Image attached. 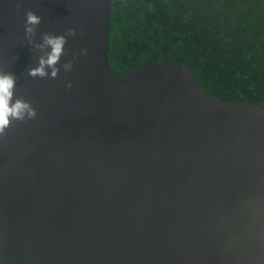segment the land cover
<instances>
[{
    "label": "water",
    "instance_id": "95a60500",
    "mask_svg": "<svg viewBox=\"0 0 264 264\" xmlns=\"http://www.w3.org/2000/svg\"><path fill=\"white\" fill-rule=\"evenodd\" d=\"M21 2L0 0V69L37 116L0 139V264H264V106L206 93L179 62L120 77L117 0ZM28 10L37 43L77 30L55 79L27 74Z\"/></svg>",
    "mask_w": 264,
    "mask_h": 264
},
{
    "label": "trees",
    "instance_id": "16d2710c",
    "mask_svg": "<svg viewBox=\"0 0 264 264\" xmlns=\"http://www.w3.org/2000/svg\"><path fill=\"white\" fill-rule=\"evenodd\" d=\"M144 12L152 14L147 29ZM110 21L109 67L119 65L120 74L154 53L158 61L184 56L207 92L219 99L221 93L237 94L230 101L264 106V0H117ZM132 33L149 44L135 59L128 44ZM204 53L209 66L200 69ZM212 82L221 93L213 92Z\"/></svg>",
    "mask_w": 264,
    "mask_h": 264
},
{
    "label": "clouds",
    "instance_id": "9594fccd",
    "mask_svg": "<svg viewBox=\"0 0 264 264\" xmlns=\"http://www.w3.org/2000/svg\"><path fill=\"white\" fill-rule=\"evenodd\" d=\"M17 10L23 7L21 0H17ZM24 21V38L31 46V49L42 53L38 57V66L28 69V76L32 78H52L55 79L60 73L61 57L66 55L65 45L68 37H75L77 30L69 28L62 35H54L48 32L41 34V43H37L35 38L37 36L38 26L42 22V17L38 16L34 11L28 10L25 12ZM81 34L83 29H80ZM50 49V51L48 50ZM87 49H81L80 55H86ZM79 59L75 54L72 59L63 63L62 68L65 72L73 69L74 63ZM49 69L50 76H49ZM17 77L15 73L4 71L0 69V139H4L9 135V129L13 122H28L34 120L37 116L36 108L31 102L26 101L23 96L14 98V91ZM66 88L71 90L72 83L68 82ZM14 100V102H13Z\"/></svg>",
    "mask_w": 264,
    "mask_h": 264
},
{
    "label": "flooded vegetation",
    "instance_id": "af4514ba",
    "mask_svg": "<svg viewBox=\"0 0 264 264\" xmlns=\"http://www.w3.org/2000/svg\"><path fill=\"white\" fill-rule=\"evenodd\" d=\"M151 15H152V14L149 13V12H144L143 22H142V24H143V26H144V29H147V27H146V26H147L146 21L148 20V18H149ZM110 18H111V17H110ZM159 32H161V31H159ZM152 33H158V28H156ZM110 36H111V34H110ZM145 37H147V34H145ZM128 44H129V46L135 48V52H134V55H133V59H135V56L138 54V52H139L140 50H142V49H149V44H148L147 40H146V39H142V38L140 37V35H137V36H136V35L133 34V33H132L131 36H130V42H129ZM109 45H110V44H109ZM134 48H133V49H134ZM109 50H110V49H109ZM204 54H205V59L202 60V62H199V60H197V63L201 65V66H200V69H201V68H202V69H206V67L209 66V63H208V59H207L206 53H204ZM156 56H157V54L154 53L149 59H146V60H144L143 62H141L140 65L133 64L132 69L128 70V72H126L125 74H120V68H119V65H118V66H115V65H114V69H116V70H114V69H112V70L115 71L120 77H125L128 73H130L131 71H133V70H135V69H137V68H139V67H142V66L145 65L146 63L160 62V61H158V60L156 59ZM185 56H187V57H192L193 55H185ZM183 57H184V56H182V57H175V58H168L167 60H161V61L179 62V63H182V64L186 65L187 67H189L187 64H185V63L183 62ZM109 61H110V59H109ZM109 64H110V63H109ZM189 68H190V67H189ZM190 69H191V68H190ZM191 72L193 73V76L196 74V72H195L194 70H192V69H191ZM203 77H206V75L204 74ZM200 81H202L203 83L200 82V83H201V84H200L199 81H197V82L201 85L202 89H203L206 93L213 94V93L207 92V91H209L208 86H207V89L204 88V84H206V82H204L202 79H200ZM210 81H211V79H210ZM212 84H213V87H214L213 92H214V93H221V92L218 91V87L215 85V83L212 82ZM213 95H214V94H213ZM220 96H222L223 98H221V99H222V100H225V101H230V98H236V97H238L237 94H229V95H227V93H221ZM237 101H239V100H237Z\"/></svg>",
    "mask_w": 264,
    "mask_h": 264
}]
</instances>
